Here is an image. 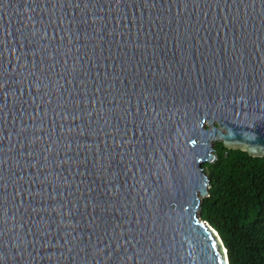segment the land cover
Masks as SVG:
<instances>
[{
  "label": "water",
  "instance_id": "1",
  "mask_svg": "<svg viewBox=\"0 0 264 264\" xmlns=\"http://www.w3.org/2000/svg\"><path fill=\"white\" fill-rule=\"evenodd\" d=\"M217 142L264 157V0H0V264H228Z\"/></svg>",
  "mask_w": 264,
  "mask_h": 264
},
{
  "label": "trees",
  "instance_id": "2",
  "mask_svg": "<svg viewBox=\"0 0 264 264\" xmlns=\"http://www.w3.org/2000/svg\"><path fill=\"white\" fill-rule=\"evenodd\" d=\"M213 147L215 161L202 165L209 189L200 218L217 233L228 264H264V157Z\"/></svg>",
  "mask_w": 264,
  "mask_h": 264
},
{
  "label": "rangeland",
  "instance_id": "3",
  "mask_svg": "<svg viewBox=\"0 0 264 264\" xmlns=\"http://www.w3.org/2000/svg\"><path fill=\"white\" fill-rule=\"evenodd\" d=\"M204 172H205V169H204ZM206 173V172H205ZM213 229V228H212ZM214 230V229H213ZM215 231V230H214Z\"/></svg>",
  "mask_w": 264,
  "mask_h": 264
}]
</instances>
